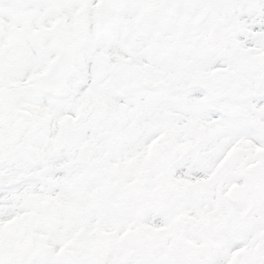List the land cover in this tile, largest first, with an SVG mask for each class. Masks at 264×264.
I'll return each instance as SVG.
<instances>
[{
  "label": "snow or ice",
  "instance_id": "1",
  "mask_svg": "<svg viewBox=\"0 0 264 264\" xmlns=\"http://www.w3.org/2000/svg\"><path fill=\"white\" fill-rule=\"evenodd\" d=\"M0 264H264V0H0Z\"/></svg>",
  "mask_w": 264,
  "mask_h": 264
}]
</instances>
